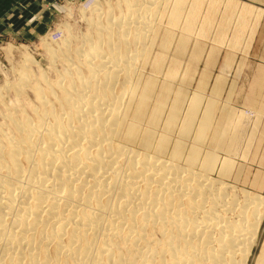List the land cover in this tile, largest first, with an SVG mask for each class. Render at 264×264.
Listing matches in <instances>:
<instances>
[{
    "label": "bare ground",
    "instance_id": "bare-ground-1",
    "mask_svg": "<svg viewBox=\"0 0 264 264\" xmlns=\"http://www.w3.org/2000/svg\"><path fill=\"white\" fill-rule=\"evenodd\" d=\"M203 1L96 2L88 32L51 52L63 63L54 79L21 70L12 86L32 105L0 113V264L251 263L264 195L230 177L244 114L206 95L208 72L183 96L213 30Z\"/></svg>",
    "mask_w": 264,
    "mask_h": 264
},
{
    "label": "rangeland",
    "instance_id": "rangeland-1",
    "mask_svg": "<svg viewBox=\"0 0 264 264\" xmlns=\"http://www.w3.org/2000/svg\"><path fill=\"white\" fill-rule=\"evenodd\" d=\"M210 1L205 0L201 4L200 19L204 20L208 15H213L210 18L213 30L210 38L205 40V51L198 55V71L192 87L184 90L183 96L190 97L199 87L202 72H208L206 95L209 96L215 89L223 103L229 102L243 112L241 124L246 132L241 135L235 152L228 151L234 159V171L230 177H242L238 182L240 188L245 187L264 195V0H228L237 3L240 8L249 7L251 11L242 12L244 15L236 10L231 11L230 8L225 10L222 6L212 5ZM96 2L106 9L109 6L114 8L116 0H0V113L8 112V108L16 115L22 113L23 107L29 110L33 102L32 93L26 92L25 95L18 96L17 89L12 86L19 83L21 70L30 69L34 81L43 74L54 79L63 69V63L53 57L51 52L65 48L63 39L69 31L79 36L88 32V19ZM225 15L229 16L230 21L228 20L226 30L221 31ZM201 40L197 44L203 43ZM157 48H154V56L160 52ZM211 49H215L216 53H210ZM172 52L173 47L164 53L165 56L168 54L166 60L175 56ZM226 55H230L229 61ZM27 56L36 61L35 66L25 64ZM187 62L188 58L185 57L184 64ZM149 72L150 66L145 69L144 78ZM183 78L180 76L177 84L182 83ZM26 94L28 98L25 97ZM256 94L263 99L257 98ZM255 95L256 101L251 104ZM14 104L21 109L11 106ZM16 109L20 111L15 112ZM258 112H262L261 115ZM218 124L219 122H215V126ZM225 125L226 120L222 127ZM263 241L264 223L250 264H255Z\"/></svg>",
    "mask_w": 264,
    "mask_h": 264
}]
</instances>
